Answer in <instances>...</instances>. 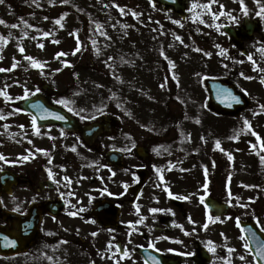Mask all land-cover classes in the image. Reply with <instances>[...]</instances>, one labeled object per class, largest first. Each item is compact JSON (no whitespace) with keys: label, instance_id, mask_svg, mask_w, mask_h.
Listing matches in <instances>:
<instances>
[{"label":"rangeland","instance_id":"rangeland-1","mask_svg":"<svg viewBox=\"0 0 264 264\" xmlns=\"http://www.w3.org/2000/svg\"><path fill=\"white\" fill-rule=\"evenodd\" d=\"M115 5L124 8L125 13L122 15ZM133 12L140 15L133 16ZM163 15L172 23L178 21L160 13L159 9L150 7L146 0H69L67 4L61 3V0H4L0 4V19L6 23L0 24V36L7 42L0 41V68H11L14 60L18 63L13 71L2 72L0 77V89H4L13 98L6 102L0 96V110L7 117L0 119V154L5 158L0 160V169L14 167L22 170V167L32 166L35 162L24 151L25 148L32 149L39 159L49 149L46 138L38 140L34 137L29 118L21 111L15 112L17 103L23 99L17 98L23 97L25 87L30 90L31 95L37 88L40 89V84L50 83L53 88L48 95L54 101L67 99L70 90L74 89L77 92L80 89L83 97L99 91L101 94L95 95H104L105 98L101 99L103 102L97 109L102 108L104 111L118 105L129 107L135 143L144 142L143 139L148 136L159 139L162 149L160 153L171 155L172 160H178L174 170L179 173V169L181 175L196 180L199 195L208 192L210 196L228 203V193L231 192L229 211L220 221L244 218L256 222V218H259L261 224H264V173L259 172L261 166H258L256 160H261V157L255 155L252 147L253 144L258 147L257 137L264 141V114L260 116L261 120L255 121L251 109L241 111L236 119H240L241 122L238 123L244 127L237 123L234 128L229 125L228 128L232 129L229 130L222 126L223 123L218 121V114L211 111L206 98L202 97L203 82L199 83L194 97L186 96L182 86L186 88L185 84L189 85L190 81L181 73H185L188 78L195 76L205 64L210 63L205 61V53H211L210 56L220 63L224 62L227 57L226 48L215 42V34L204 29L205 24L200 23L203 19L199 16L188 17L185 23L179 25L174 23L181 31L187 29V36L190 37L188 41L192 44L186 42L174 46L171 42H166L159 32L161 21L165 19ZM45 17L48 19H44ZM61 17L63 27L55 24V20ZM22 21H27L34 27L26 28ZM97 23L102 25L100 32H106L107 36L96 31ZM12 24H18L19 27L8 26ZM124 25L127 27H123ZM25 32L27 36L24 35ZM44 32H48L49 36L44 37ZM77 37L80 51L73 54L77 48ZM93 40L96 41L95 45ZM184 40L183 37V42ZM41 43L43 48L39 47ZM165 44L168 47L167 55L166 46L163 47ZM19 47H23L25 51L21 53ZM222 49L225 50V55L220 54ZM162 51L167 56L166 62L161 55ZM60 52L67 55L57 59V53ZM25 56H32L41 63L42 68L33 67L24 59ZM108 57L113 59L108 60ZM213 58L208 57V61ZM170 62L175 67L171 68ZM248 65H245V76H250L249 67L258 69L259 61L255 65ZM214 69L215 66H206L204 71L210 73ZM171 70L180 78V88L170 87L174 84L173 79L166 82L168 71ZM259 70V79H264V64ZM259 79L252 82L255 88L249 89V93L254 100L259 96L264 101V83ZM161 84L165 86L162 88ZM245 84L252 86L248 82H244ZM5 85L9 87L5 88ZM170 89L175 94H170ZM109 91H113V95ZM168 95L171 98H167ZM75 97L79 102V97ZM89 101L81 105L69 102L75 110L74 113L79 112L78 116H81L88 114V110L83 114L80 110L82 106L87 108ZM258 102L260 103L259 100ZM190 103L193 104L194 111L190 110ZM254 104L252 103L253 107ZM93 105H98L95 99ZM97 114L98 112L95 116ZM181 114L185 119L177 123L173 116ZM159 116H163V119ZM245 120L248 124H245ZM5 124L9 127L5 128ZM21 125L24 127L21 128ZM39 132L41 134L43 131ZM216 140L220 141V149L215 147ZM39 143L41 145H37ZM33 145H37L36 148ZM37 149L41 151L38 152ZM229 154L232 156L231 160L228 158ZM24 155L29 156L27 161L21 159ZM185 155L190 159L185 158ZM202 155H208L202 157L203 162L199 157ZM192 160H196L197 165ZM56 180L60 181L59 175ZM190 182L195 184V181ZM205 184L208 186L207 191L204 189ZM235 198H239L248 207H239ZM236 252L238 257H245L243 261L236 259L237 264H254L245 248L236 249ZM29 257L32 264H51L45 257Z\"/></svg>","mask_w":264,"mask_h":264},{"label":"flooded vegetation","instance_id":"flooded-vegetation-1","mask_svg":"<svg viewBox=\"0 0 264 264\" xmlns=\"http://www.w3.org/2000/svg\"><path fill=\"white\" fill-rule=\"evenodd\" d=\"M146 1L180 23H185L188 17L203 19L204 29L215 34V42L226 48L229 55L226 80L241 75L240 69L246 64L253 65L248 55L255 60L254 50L264 48V16L256 14L264 0L259 4L257 0H175L177 9L183 4L182 16L165 9L157 0ZM214 15L218 19H213ZM217 24L222 26L219 30L215 27ZM169 27L176 35L182 33L180 29ZM183 30L188 33L187 29ZM112 114L116 120H110V130L97 136L92 144L85 143L79 131H67L58 125L38 127L43 132L37 137L46 138L51 146L41 156L40 164L39 159H35L32 166L17 169L18 181L14 187L17 191L0 193L2 208L16 204L20 208L17 215L23 216L31 207L33 213L40 216L37 236L27 251L0 255V262L15 257L17 264H22L30 254L36 258L51 257L48 259L51 264H145L150 257H155L160 264H225L220 258L230 255L231 264H237L236 249H244L245 244L237 221L208 220V216L213 215L206 212L199 199L207 194L199 196L196 187L179 185L173 176L176 160H172L171 155L154 153L149 146L158 141L148 140L149 144L145 145L150 153L144 158L137 156L134 149L131 153L121 151L134 141L131 117L119 107H113ZM99 115L95 119H81L82 115L76 118L81 124H88ZM109 150L120 151V161L108 163L105 155ZM49 169L53 176L61 175L62 179L53 187L41 184L50 180ZM64 177L70 178L71 183ZM137 184L140 192L135 195L132 188ZM165 187L173 197L168 196ZM176 196H189V199H176ZM52 202L54 204L49 205ZM81 208L86 211H79ZM151 208L172 212L153 214L149 211ZM74 211L78 212L76 216L69 214ZM141 217L146 219L137 223ZM189 217L194 223L189 222ZM5 218L0 211V225H14V221ZM205 223L207 230L203 228ZM209 242L216 246L215 254L208 251ZM109 243L113 245L110 250ZM150 244L153 247H149ZM227 248L235 251L229 254ZM125 250L129 253L126 258L123 257Z\"/></svg>","mask_w":264,"mask_h":264},{"label":"snow or ice","instance_id":"snow-or-ice-1","mask_svg":"<svg viewBox=\"0 0 264 264\" xmlns=\"http://www.w3.org/2000/svg\"><path fill=\"white\" fill-rule=\"evenodd\" d=\"M68 2H69V0H61V3H64V4H67ZM2 3H4V0H0V4H2ZM257 3L259 4L260 3V0H257ZM115 6L119 9V11H120V13L122 15L125 13V9L124 8L120 7L119 5H115ZM105 7H108V5H105ZM196 7H197V5L194 4L193 5V8H196ZM205 7H207V5H205ZM191 10L192 9H190V11ZM132 14H133V16H136V17H138L140 15L139 13H136V12H133ZM224 14L225 13H220V15H224ZM244 14L245 15L248 14L246 8L244 9ZM256 14L258 16H264V5H260V10ZM65 15H67V14L65 13ZM230 18L233 21L236 20L235 17H230ZM44 19H48V17H45ZM62 19H63V17H61L60 19H56L55 20V24L60 25V27H63V24L61 23V20ZM213 19H218V16H215L214 15L213 16ZM22 22L24 23V25H25L26 28H32V27H34L33 25L28 24L27 21H22ZM5 23L6 22L4 20L0 19V24H5ZM174 23L179 24L180 21H174ZM200 23H204V21L203 20H200ZM8 26L11 27V28H17V27H19L18 24H12V25H8ZM113 27H115V26L113 25ZM123 27H127V26L124 25ZM215 27L217 28V30H219L222 26L219 25V24H217V25H215ZM101 28H102V25H100L98 23L95 24L96 31L100 32V29ZM100 34L103 35V36H107V33L106 32H100ZM24 35L27 36V32H25ZM43 36L44 37H47V36H49V33L48 32H44L43 33ZM176 39L177 40H180V42L183 43V40L180 37L177 36ZM0 41H3L4 43L7 42L4 39V37H2V36H0ZM54 43H59V41H54ZM92 43H93V45H95L96 44V41L93 40ZM39 47L40 48H43L44 47L43 43L39 44ZM217 47H219V45H217ZM19 51L21 53H23L25 51V49L23 47H19ZM79 51H80V42H79V38L77 37V48L74 50L73 54H75L76 52H79ZM196 51H200V49H196ZM258 51H260L261 53H264V48H259ZM220 54L221 55H225V50L222 49ZM65 55H67V54L66 53H63V52L57 53V59H59V57H61V56H65ZM161 55L164 56L165 59H167V56L163 53V51L161 52ZM205 55L210 56L211 53H205ZM247 58H248L249 61H252L253 64L255 65L256 62L253 60L252 55H248ZM24 59L27 60V61H29L33 67L42 68L41 63L38 62L37 60H35L32 56H25ZM111 59H113V58L112 57H108V60H111ZM17 63L18 62L14 60L11 68H8V69L0 68V72H5V71L11 72V71H13L17 67ZM105 63L107 64V61H105ZM238 63H243V61H238ZM65 65L67 66V62H65ZM170 66L174 67V65L171 64V62H170ZM109 67H111V65H109ZM224 67H227V65H224ZM56 71H59V69H57ZM241 75L243 76L244 74L241 73ZM172 78L173 79H176L175 75H173ZM245 79H252V77H245ZM17 83H19V82L17 81ZM261 83H264V79H261ZM160 86L163 88L165 85L164 84H161ZM7 87H9V86L8 85H5V88H7ZM35 91L36 92H39L40 89L37 88ZM31 94L34 95L35 93H31ZM29 95H30V90L27 89V87H25L23 97H19L17 99H20V98L28 99L29 98ZM217 95H218V97H227V98H230L231 102H233L235 104H239V103L242 102L241 101V98L239 96L235 95L229 89H218L217 90ZM0 96H2L5 99L6 102L7 101H11L13 99L10 95H8V93L4 89H0ZM55 103L62 105L69 112H74L75 111L74 108L70 106V102L67 101V100H65V99L57 100V101H55ZM119 106L120 105H118V107ZM229 106H232L231 103L229 104ZM32 107L33 108H40L44 112H47L48 111V109L47 108H44L43 105L40 104V103L33 104ZM259 108H260V110L262 112H264V104L259 105ZM20 111H22V110L19 109V108H16L15 109V112H20ZM83 111H84V109H81L80 110V112H83ZM97 112L100 113V114H103V109L102 108L101 109H97ZM76 114L79 115V112H77ZM6 118L7 117L3 115L2 110H0V119H6ZM43 118H45V117H41V119H43ZM55 118L58 119V120H64L65 119V117L63 115H60L59 113H56L55 114ZM89 118L90 119H95L96 117H95V115H92L90 117L81 116V119H89ZM197 123H199V121H197ZM245 124H248V121L247 120H245ZM31 125L35 129L36 133L39 134V128L37 127V118H36L35 115L31 119ZM4 127L7 128L9 126L7 124H5ZM20 127L23 128L24 126L21 125ZM249 127H250V125H249ZM62 135H63V130H62ZM253 135H256V133H253ZM257 138L259 139V137H257ZM201 139L203 140L204 138L201 137ZM29 143H31V141H29ZM262 143H264V142H262ZM135 147H136V145H135V142L133 141L131 143V146L130 147H126L124 149H121V151H126V152L131 153L132 149H134ZM215 147L217 149H220L221 148V145H220V141L219 140H216L215 141ZM252 147L255 148L256 145L253 144ZM73 150H75V149H73ZM222 150L223 149H221V151ZM36 151L39 152L41 150L40 149H37ZM228 158H229V160L232 159L231 154H229ZM4 159H5L4 156L2 154H0V160H4ZM21 159L24 160V161H27L29 159V156L28 155H24V156L21 157ZM261 160H262V162H264V156H261ZM49 163H51V161H49ZM156 171L157 172H160V169L157 168ZM48 175H49V178L50 179H53L54 180L53 173H52V171L50 169L48 170ZM64 179L66 181H68V183H71L70 178L64 177ZM160 179L163 180V176H161ZM54 182L55 183H59L58 181H55V180H54ZM157 186H159V185H157ZM125 187H127V185H125ZM207 187H208L207 184H205L204 185L205 191H207ZM246 187H249V186L246 185ZM164 190L167 192V194H168L169 197H173L174 194L167 187H165ZM109 194L111 195V193H109ZM228 195H229L230 199L227 202L229 204H231L232 194H231L230 191H229ZM175 198L176 199H182V200H188L189 199V196H176ZM199 199H200L201 203H204V196H200ZM235 199L237 200V205L239 207H241V208H247L248 207V205H246L244 203H241L239 201V198H235ZM208 207L209 206L207 204H205V208L207 209ZM13 211L19 212L20 211L19 206H17L16 208H14ZM79 211H86V209L81 208V209H79ZM137 211L139 212V206H137ZM149 211L151 213H153V214L158 213V212H162V211H168L170 213L172 212L171 209L164 210V209H159V208H151V209H149ZM69 214L72 215V216H76L78 214V212H75L74 211V212H70ZM172 214L174 215V213H172ZM230 218L231 217H229V219ZM144 219H146V218L145 217H141L137 221V223H143ZM188 219H189V222L190 223H194L191 220V217H189ZM220 219H221L220 215H216L215 217H213L211 215L208 216V220H210V221H220ZM237 224H239V218H237ZM256 224L260 228V231L261 232H264V224H261V221L259 220V218H256ZM175 226H178V227L183 228L182 225H175ZM203 228L205 230H207L208 224L205 223L203 225ZM242 231H247V232L250 233V237L249 236H242L241 237V239H244L245 240V244H244L245 250L246 251H249L251 253V241H253V240L256 241V249H255V253H254L255 264H264V241H261L258 238L257 233L255 231H253L252 229H242ZM185 234L187 235L189 233L186 232ZM92 235H96V233H93ZM5 239H7V237H5ZM65 243H66V241H65ZM15 244H16V241L15 240H9V246H15ZM112 247H113V245L111 243H109V245H108L109 250ZM149 247H153V245L150 244ZM116 251L119 252V247L116 248ZM208 251L210 253H213V254L216 253V246L212 242H209ZM227 251H228L229 254H231V253H233L235 251V249L234 248H227ZM128 255H129L128 251L125 250L123 252V257L126 258V257H128ZM239 258L242 261L245 260V257L243 255L240 256ZM48 259L51 260L52 258L51 257H48ZM220 259L225 260V264H231L230 255H229V257H221ZM145 264H160V261L157 260L155 257H150L149 258V261H146ZM213 264H215V262H213Z\"/></svg>","mask_w":264,"mask_h":264},{"label":"water","instance_id":"water-1","mask_svg":"<svg viewBox=\"0 0 264 264\" xmlns=\"http://www.w3.org/2000/svg\"><path fill=\"white\" fill-rule=\"evenodd\" d=\"M206 86H207V89L209 90L210 97H211L212 101L214 103H216V104L217 103L223 104L222 101L224 100L225 97H218L217 90L218 89H228V88L225 85L221 84L220 82H214V81L207 82ZM229 101H231V100H229ZM36 103H40V104L43 105L44 108H47L48 109L47 112L55 113L56 112L55 110H58L52 104H50L45 98H43L41 95H37L36 98L34 99V101H32L30 103L27 102V101H25L24 103H21V105L25 109H27L30 113H32L33 115L36 116L38 122H40V123L46 122V121H43L44 118L41 119V117H44L45 116L44 113L45 114H47V113L44 112V111H42L40 108H33L32 105L33 104H36ZM233 108H235V109H232L229 112H233V111L237 110L238 108H240V106L234 105ZM58 112L60 113V115H62L59 110L56 113H58ZM63 115H65V114H63ZM51 121H54V120H51ZM3 178L4 179L9 178L10 183L13 182L12 177H9V176L4 175ZM207 203L213 208V210H214V212H215L216 215L217 214H222L226 210V206L224 204H219L218 206H216V204H215L216 202L214 203L210 199L207 200ZM245 228H249V227L245 226ZM254 231L257 233V236H259L258 238L261 241H264V235L261 234V233H259L257 230H254ZM247 236L250 237V233L249 232H247ZM255 249H256V241L253 240V241H251V250H252L253 255L255 253Z\"/></svg>","mask_w":264,"mask_h":264}]
</instances>
